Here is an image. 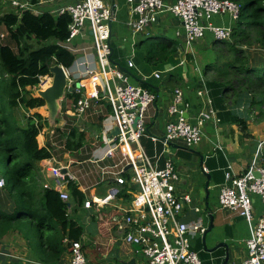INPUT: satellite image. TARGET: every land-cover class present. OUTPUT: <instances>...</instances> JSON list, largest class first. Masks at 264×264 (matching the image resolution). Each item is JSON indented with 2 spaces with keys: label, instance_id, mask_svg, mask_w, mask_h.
<instances>
[{
  "label": "built area",
  "instance_id": "built-area-1",
  "mask_svg": "<svg viewBox=\"0 0 264 264\" xmlns=\"http://www.w3.org/2000/svg\"><path fill=\"white\" fill-rule=\"evenodd\" d=\"M3 1L13 8L19 18L25 13L35 16L50 13L55 17L68 14L71 17L69 37L65 41L56 40L55 43L75 58L90 51L97 61L96 69H87L81 76H75L71 72L72 67L66 69L61 65L67 78L66 95L80 96L72 99L71 109L65 114H70L79 121L94 103L106 101L111 106L112 117L119 129L118 135L103 137L104 154L97 161L99 164L107 160L113 161L112 164L99 166L102 180L110 183L107 195L87 197L82 207L86 210L94 207L116 210L118 214L112 217V222L123 231L124 242L129 246H136L134 248L142 258L141 264H203L199 254L193 250L192 239L203 235L206 228L201 221L188 224L179 220L184 209L193 206V200L189 194H177L179 173L174 162L169 159L163 169H156L139 146L141 139L147 135L149 109L155 104L157 97L150 90L132 84L126 72L114 64L110 30L113 9L103 0H70L64 5L57 3L62 0ZM128 2L131 5L128 25L135 33L144 32L149 25L156 23L162 13L170 12L177 18L184 30L185 52L194 44L205 41L208 35L215 41H230L242 9L240 3L232 0H176L172 5H166L163 0ZM48 4L59 8L51 12L40 9ZM2 15L4 14L0 17ZM216 18L227 19L230 23L216 24ZM87 29L90 31L89 44L85 43ZM7 35L8 32L1 34L0 41ZM80 38L84 40L83 43L76 44V40ZM128 66L133 67V63L129 62ZM154 76L161 78L160 73ZM84 81L91 82V90L83 85ZM52 83L53 74L50 72L49 75L40 77L38 85L28 88L35 91L46 90ZM208 93L205 84L198 91L201 97ZM183 104V91L176 89L169 106V113L175 115L176 119L166 125L164 138L166 143L182 141L188 148H193L204 139V125L215 118V114L212 109L202 111L192 123L183 116ZM128 166L130 169L125 170ZM65 167L60 164L50 168L56 185L51 187L45 184L44 188L55 189L60 193L61 199L68 202L70 194L63 191L62 187L75 180L63 173ZM204 170L207 172L206 168ZM256 172L259 177L255 175ZM5 184V179L0 177V188L3 189ZM124 189H129L128 193L133 194L130 204L126 206L119 203L122 193L126 192ZM253 196H258L264 207V142L258 145L247 170L241 175L227 172L225 183L220 187L221 208L236 212L251 228L246 240L247 256L242 262L235 264H264V209L260 216H255ZM74 210L71 207V214ZM195 210L199 212L200 208L195 207ZM84 250L82 239L73 242L68 251V264H88Z\"/></svg>",
  "mask_w": 264,
  "mask_h": 264
},
{
  "label": "crops",
  "instance_id": "crops-1",
  "mask_svg": "<svg viewBox=\"0 0 264 264\" xmlns=\"http://www.w3.org/2000/svg\"><path fill=\"white\" fill-rule=\"evenodd\" d=\"M68 1L70 0H62L57 3L58 5H64ZM103 1L113 9L111 45L113 48L112 60L114 64L126 72L130 82L137 81L138 84L135 85L143 87L144 84H148L149 87L147 89L157 97L155 104L150 107L148 113L147 135L141 139L139 146H141L149 156L152 165L156 169H163L165 162L169 159L174 162L179 173L177 194L179 196L189 194L193 200V206H187L179 220L188 224L201 221L203 226L207 229L210 224L209 212L212 211L214 214V225L212 232L207 236L208 249H213L217 247L218 244L225 243L229 247L228 264L242 262L247 256L246 240L250 236L251 228L247 221L236 212L221 208L219 193L220 187L225 183L226 173L232 172L235 175L243 174L249 167L258 145L264 142V118L260 117L257 107H251L250 102L252 95L243 93L235 102V96L232 92L223 94L222 91H216L214 93L211 91L208 83L214 77V73L212 71L207 72L206 68L208 65L217 62L216 51L212 46V42L215 40L211 36L208 35L205 41L196 44L193 48L185 52L183 48L185 45V38L182 23L170 12L160 14L158 21L149 25L144 32L135 33L132 27L128 25L131 18V5L128 0ZM163 1L166 5H172L176 2V0ZM3 2V0H0V15L9 12L15 14L13 8H11L9 4H4ZM56 8L58 9L59 7L54 4L40 7L44 12H51ZM215 23L228 25L230 22H228L227 19L216 18ZM178 33H180V35H177ZM86 34L85 43L89 44L90 31L88 29L86 30ZM155 37L172 39L178 44L177 54L170 57L164 65L148 62L146 59L147 45L145 42L147 39ZM83 41L84 40L80 38L76 40V44H82ZM196 48L204 51L209 50V53L205 56L206 59L204 64L200 63L198 57L196 58ZM250 49L253 50L254 47ZM250 49L249 56L252 63L253 59H251ZM144 61L147 62L148 65L142 66L141 62ZM124 62L126 63L124 64ZM129 62L133 63V67L128 66ZM263 65L255 64L254 67H262ZM96 68L97 61L95 57L90 54V51H88L76 56L71 72L75 74V76H81L87 69ZM147 68H150L151 72H149ZM156 73L161 74L160 79L155 78L154 75ZM137 76L141 79H137ZM170 76H175L177 79H169ZM195 78L199 79V88H195L194 86ZM204 84L208 88L209 93L201 97L198 95V91L202 90ZM176 89H181L183 91L184 104L181 106V110L184 111L183 116L188 118L192 123L197 120L202 111L206 112L212 109L215 114V118H211L204 125V139L193 148H187L182 141L174 142L170 145L162 140L165 136L166 125L170 121L176 119L175 115L169 113V106L173 101ZM27 91H29L31 95L32 92H35L36 96H32L41 98L39 91L45 90L37 89L35 91L28 88ZM66 96L67 95H65L64 100L61 101L62 105L57 116V123L55 121L57 125L55 132H51V134L48 129L51 127L53 128L55 123L51 124L49 122L47 107L44 105L40 108L28 110L32 114V117L40 113L44 121L47 120L48 122L37 137L39 146L42 148L47 146L48 141H55L57 130L65 134L66 130L72 127H78L77 124H74V117L70 114H65L72 106V100L66 99ZM108 105L106 101L94 103L91 110L81 119L86 123H98L97 129L98 132H100L96 136L98 145L94 143L91 144V146H94L90 147L89 150L86 144L84 148L78 152L58 154L57 152L60 149L63 150V145L59 141V147L58 143H54L56 149L55 153L58 154L57 156L60 159L64 156L65 161H58L55 155L51 158L52 160L47 159L37 163V185L44 187L45 184H48L51 187H55V179L51 176L49 169L58 167L62 164L66 166L63 169V173L67 174L68 177H73L79 190L85 193L87 197L92 195L105 197L107 195L110 183L98 179V175L101 176L99 166L112 164L113 161L107 160L100 164L97 163V161L99 157L104 154L103 137L110 138V135L116 128L112 112H109L107 109ZM42 110L45 111L46 115L41 112ZM61 115V120H58ZM100 117H105V119L101 122ZM34 120L36 124L39 123L37 118H34ZM242 122H245L244 127L241 124ZM78 129L80 131L83 130L81 132H87L84 127ZM39 137L42 138L41 141ZM154 138L157 140L154 141ZM64 139H66V136ZM89 141L90 138L88 137V142ZM71 154L80 157L82 160L75 161L69 159V155ZM79 163L88 164L89 167L85 175L82 176L80 183L78 176L71 172V168L77 166ZM204 168L207 169V172H205ZM208 176L210 179H208ZM104 183H106L105 193H96L97 188H100ZM207 183H209L208 189H206ZM62 190L69 192L68 186H63ZM124 190L126 192L122 193L119 203L126 206L130 204L133 194L128 193L129 189ZM102 191L100 190V192ZM207 204H209V208ZM0 205L5 210H9V212L12 211L13 204L10 200V196L1 188ZM253 205L255 208V216H260L264 207L258 196H253ZM72 206L75 209L73 213L76 212L80 214L81 220H85L86 226L83 227L84 233L81 238L84 249L86 227L88 228L94 225L97 232L94 244L104 248L105 258L110 251L111 253L113 252L117 245L120 247L125 245V255L127 258L125 261H122V264L129 263L131 260H135V264H137V257H139V260L142 259L134 249H131L133 246H129L124 242L123 231L118 229L112 222V217L118 214L116 210L110 207L104 209L94 207L93 209L86 210L74 204H72ZM195 207L200 208V211L197 212ZM104 216L107 217V220H105ZM106 225L108 228L102 231V227ZM202 236L203 235H197L192 239V247L193 250L199 254L203 264H223L226 256L225 247H221L215 252L209 253L205 250ZM0 256L6 259L5 264H41L31 252L26 241L21 238V235L14 232L9 233L8 236L0 242ZM69 259L67 251L60 262H62L61 264H68Z\"/></svg>",
  "mask_w": 264,
  "mask_h": 264
},
{
  "label": "trees",
  "instance_id": "trees-1",
  "mask_svg": "<svg viewBox=\"0 0 264 264\" xmlns=\"http://www.w3.org/2000/svg\"><path fill=\"white\" fill-rule=\"evenodd\" d=\"M232 1L242 6L240 19L230 41L212 42L217 62L206 68L214 73L208 84L213 93L232 92L235 102L243 93L252 95L251 107H257L264 118V65L253 67L246 52L247 47L255 45L264 50V0ZM70 23L68 14L55 17L50 13L40 16L25 13L19 18L9 12L0 17V26L8 32L0 41V155L5 154L3 164L7 168V173L0 177L5 179L3 189L13 204L11 212L0 205V242L11 232L19 233L41 264H59L72 243L81 240L84 229L71 218V207L72 204L82 207L87 195L71 181L70 200L63 201L58 191L41 187L30 179L36 174L37 163L57 155L54 143H62L63 153L78 152L88 143V134L75 127L65 134L57 130L55 141H48L42 148L37 137L47 120L35 114L27 118L28 126L21 129L11 122L6 108L22 105L29 110L45 105L42 98L33 97L27 88L38 85L40 77L49 75L52 66L62 65L66 69L73 66L75 56L55 43L69 37ZM145 43L148 62L164 65L177 54L178 44L172 39L155 37ZM194 80L195 88H199V79ZM148 87L143 85L145 89ZM79 97L67 95L66 99ZM107 109L110 112L111 106ZM34 118L39 120L38 124ZM100 119L102 122L105 117ZM241 124L245 126V122ZM13 162L19 165L11 171ZM5 260L0 256V264H5Z\"/></svg>",
  "mask_w": 264,
  "mask_h": 264
},
{
  "label": "rangeland",
  "instance_id": "rangeland-1",
  "mask_svg": "<svg viewBox=\"0 0 264 264\" xmlns=\"http://www.w3.org/2000/svg\"><path fill=\"white\" fill-rule=\"evenodd\" d=\"M6 30L4 28V26H0V35L1 34H6ZM198 44V43H196ZM196 44H194L193 46H195ZM192 46V48H193ZM254 47V49H250ZM249 49H250V52H251V59H253V62L251 63L252 66L254 67L255 64H260V65H263L264 64V51L260 50L256 45L255 46H251V47H247L246 48V52L247 54L249 55ZM195 50H197V55H196V58L198 57L200 59V63L201 64H204L205 62V59H206V55L209 53V50L207 51H204V50H199L198 48H196ZM250 58V56H249ZM251 62V61H250ZM126 62H124L125 64ZM142 66H146L148 65L147 62H141ZM147 70H149V72H151V69L150 68H147ZM138 78L137 79H141L139 76H137ZM132 84H138V82H132ZM36 93L35 92H32V95L33 96H36L35 95ZM72 104V102H71ZM61 105H62V102H61ZM150 110V109H149ZM44 115H46L45 111H41ZM40 114V113H39ZM6 115L10 118L11 122L14 123L17 127L19 128H26L28 126V122L29 120L27 119L29 116H32V114L28 111V109L24 106H19V107H15V108H11V107H7L6 108ZM28 115V116H27ZM98 115V114H97ZM62 118V115L59 116L58 120H61ZM57 120V119H56ZM74 120V123L77 124V128H82L84 127L85 128V131H87V134H88V137L90 138V141L87 144V147L88 149L90 150V147L94 146L91 144H96L98 145V142H97V139H96V136L98 135V129H97V125L98 123H92V122H89V123H86V122H83V120H77V118H73ZM96 122V121H95ZM57 123V121H56ZM56 123L53 125L54 127L48 129V131L50 132H55V128H56ZM53 130V131H52ZM38 141V140H37ZM60 146V143H58V147ZM187 147V146H186ZM95 148V147H93ZM188 148V147H187ZM58 154H61L63 153L62 152V149H60L58 152ZM57 154V155H58ZM56 155V158L57 160H61V161H65L64 159V156L62 159H60L58 156ZM70 158L69 159H72V160H79L81 161L82 159L76 155H69ZM3 157H5V154H2L0 155V174H6L7 173V168L5 166V164H3L4 162V159ZM116 161H118V159H116ZM19 164H17L16 162H13L11 163L10 165V170L12 171L14 168H16ZM88 164H83V163H79L77 164V166H74L71 168V172L75 173L78 178H79V183L82 179V176L85 175V173L87 172V169H88ZM131 175H133V172H130ZM98 179L100 181H102L101 179V176L98 175ZM31 182L34 183V184H37L38 183V176L37 174H35L31 179ZM103 182H106V181H103ZM101 182V183H103ZM52 183V182H50ZM105 184L104 183L100 188H97V192L98 194H104L105 193ZM86 185V184H85ZM100 190L102 192H100ZM80 214H77L76 212L71 214V218L77 220L80 224H82V226H86L85 225V220H81L80 218ZM105 220H107V217H105ZM104 223V222H103ZM108 228V226H103L102 227V231H105L106 229ZM97 237V232H96V227L94 225L92 226H89L88 228L86 227V232H85V238L86 240L84 241L85 243V255L88 259V264H122V261H125V259L127 258L126 255H125V250H126V246L123 245V246H116L115 249L113 250V252L111 253V251L108 253V255L106 256V258L104 257V248H102L101 246H98V245H95L94 244V240L96 239ZM136 248V246H134ZM134 247H129L131 249H134L135 252H136V249ZM134 255V254H133ZM135 256V255H134ZM138 258V261H137V264H141L142 261L139 260V257Z\"/></svg>",
  "mask_w": 264,
  "mask_h": 264
},
{
  "label": "water",
  "instance_id": "water-1",
  "mask_svg": "<svg viewBox=\"0 0 264 264\" xmlns=\"http://www.w3.org/2000/svg\"><path fill=\"white\" fill-rule=\"evenodd\" d=\"M157 21H158V18H157L156 22ZM110 30H112V23H110ZM50 72L53 74V83L45 91H39V94H40V97L44 100L45 106L48 109L49 122L51 124H53V123H55L57 116L60 112L61 101L64 100L65 95H66L67 78H66V73H65L64 68L60 65H55V66L50 67ZM118 134H119V129L116 126L115 130L112 132V134L110 136L114 137ZM162 140L165 141V138H163ZM168 144L172 145L171 142H169ZM128 169H130V166H128L125 170H128ZM255 175L257 177L260 176L258 172H256ZM208 179H210L209 176H208ZM208 186H209V183H207L206 189H208ZM207 207L209 208V204H207ZM209 218H210V224L202 236V241H203V245L205 247V250L209 253H213L216 250H218L219 248L225 247L226 256H225L223 264H228L229 247L227 244L220 243V244H218L217 247H215L213 249H208V247H207V236L212 232L213 225H214V223H213L214 214L212 211L209 212ZM126 264H135V260H131V262L126 263Z\"/></svg>",
  "mask_w": 264,
  "mask_h": 264
},
{
  "label": "bare ground",
  "instance_id": "bare-ground-1",
  "mask_svg": "<svg viewBox=\"0 0 264 264\" xmlns=\"http://www.w3.org/2000/svg\"><path fill=\"white\" fill-rule=\"evenodd\" d=\"M83 85H87L88 86V88H89V90H91V82L90 81H84L83 82Z\"/></svg>",
  "mask_w": 264,
  "mask_h": 264
}]
</instances>
